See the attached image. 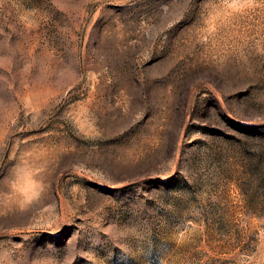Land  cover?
<instances>
[{
	"label": "rangeland",
	"instance_id": "rangeland-1",
	"mask_svg": "<svg viewBox=\"0 0 264 264\" xmlns=\"http://www.w3.org/2000/svg\"><path fill=\"white\" fill-rule=\"evenodd\" d=\"M0 264H264V0H0Z\"/></svg>",
	"mask_w": 264,
	"mask_h": 264
}]
</instances>
